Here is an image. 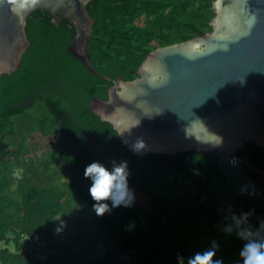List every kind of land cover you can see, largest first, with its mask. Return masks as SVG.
Masks as SVG:
<instances>
[{
    "label": "trees",
    "instance_id": "obj_1",
    "mask_svg": "<svg viewBox=\"0 0 264 264\" xmlns=\"http://www.w3.org/2000/svg\"><path fill=\"white\" fill-rule=\"evenodd\" d=\"M214 1H90L87 50L110 82L69 52L68 20L53 21L42 9L29 14V47L19 67L0 76V264H176L177 252L187 257L213 239L224 264H235L243 241L222 231L225 209H254L253 226L264 217V148L245 142L234 154L247 163L238 166L219 151L137 156L89 109L91 99L107 100L117 77L136 79L149 52L211 33ZM30 137L52 149L37 155ZM93 160L109 168L128 162L133 206L95 213L83 175ZM249 181L254 195L239 191ZM33 232L44 237L43 248L23 245Z\"/></svg>",
    "mask_w": 264,
    "mask_h": 264
},
{
    "label": "water",
    "instance_id": "obj_2",
    "mask_svg": "<svg viewBox=\"0 0 264 264\" xmlns=\"http://www.w3.org/2000/svg\"><path fill=\"white\" fill-rule=\"evenodd\" d=\"M90 1L40 0L23 22L6 4L0 5V76L19 67L20 58L29 47L27 18L33 10L42 9L49 12L53 21L66 19L73 25L75 34L69 52L90 73L110 82L95 71L87 50L95 24L86 8ZM215 3L216 0L211 33L147 54L146 58L169 73L161 87L147 89L139 66L136 79L124 81L117 77L112 81L107 100L91 99L89 109L109 122L118 134L115 120L126 124L139 120L130 132L119 135L132 154L173 155L192 149L233 153L248 141L264 148V0H220L219 8ZM252 16L255 22L251 27L245 23L241 29L246 34L234 32L230 40L220 38L235 17L247 21ZM193 41L204 46V54L190 60L185 52ZM199 119L223 137L220 146L212 147L196 139L205 135ZM137 138L145 142L139 152L132 147Z\"/></svg>",
    "mask_w": 264,
    "mask_h": 264
},
{
    "label": "clouds",
    "instance_id": "obj_3",
    "mask_svg": "<svg viewBox=\"0 0 264 264\" xmlns=\"http://www.w3.org/2000/svg\"><path fill=\"white\" fill-rule=\"evenodd\" d=\"M39 3L40 0H0V5L6 4L9 10L20 18L21 22ZM215 7H220V0H216ZM254 22L255 16L250 17L247 21H242L239 17H235L229 23L228 30L220 34V38L230 40L232 39L231 33L234 32L246 34L241 31L244 24L247 23L250 28ZM224 47L227 48V45ZM202 54H204V46L198 41L191 42L189 49L185 52V55L190 60H195ZM140 71L143 73L142 81L147 89H157L169 79V73L151 62L149 58H146L141 63ZM243 79L241 80L243 81ZM121 87H124L123 82H121ZM141 90L145 91L146 89ZM121 95H123V92H121ZM101 115L103 116L104 114L101 113ZM199 121L205 131V135L199 138L196 137V139L212 147L220 146L223 142V137L209 130L200 119ZM114 123L119 129V135H121L125 131L130 132L131 128L139 123V120L133 124H126L122 120H115ZM132 147L135 151L139 152L145 148V142L143 139L137 138ZM229 163L236 165L237 158L232 157ZM83 175L90 180L88 192L93 201H95L92 207L97 215H103L106 212H110L112 208L121 205L131 207L135 203L134 189L129 186L128 177L130 170L126 160H121L118 163L114 161L110 168L101 161L93 160L85 165ZM239 191L241 193L247 192L248 195H254L255 186L251 181L242 183ZM108 201L111 203L109 204ZM225 212L224 220L227 223L223 224L222 231L234 234L243 241L238 251L239 259L235 261V264H264V217H258V225L253 226L249 217L253 215L254 209L240 210L237 213L232 210V205L229 204ZM134 226V222H130L127 228L131 229ZM56 230L60 231L61 228L58 227ZM219 247L218 241L213 239L208 247L203 250L194 251L187 257L177 252L176 264H224V258L217 256Z\"/></svg>",
    "mask_w": 264,
    "mask_h": 264
},
{
    "label": "built area",
    "instance_id": "obj_4",
    "mask_svg": "<svg viewBox=\"0 0 264 264\" xmlns=\"http://www.w3.org/2000/svg\"><path fill=\"white\" fill-rule=\"evenodd\" d=\"M232 157L237 158V164L232 165L229 163L231 166H238L241 163H244V164L247 163L246 159L236 156L234 152L233 153L227 152L225 156H222L221 161H224V160L229 161ZM21 240H22L23 245H25L26 247L34 248V249H41L46 245V241L44 237L40 233H37V232H33L30 234H24Z\"/></svg>",
    "mask_w": 264,
    "mask_h": 264
},
{
    "label": "rangeland",
    "instance_id": "obj_5",
    "mask_svg": "<svg viewBox=\"0 0 264 264\" xmlns=\"http://www.w3.org/2000/svg\"><path fill=\"white\" fill-rule=\"evenodd\" d=\"M29 144H36V146H37V152H36L37 155H40V153L45 152V151H47L49 149H52V146L50 144H47V143L44 144L42 141H40L36 137H30L29 138ZM220 152L223 154V156H225L227 154L226 151H220ZM262 172L264 174V170ZM194 174H196V173H194ZM0 247H1V245H0ZM102 253H103V248L102 247H98L96 249V254L97 255H101Z\"/></svg>",
    "mask_w": 264,
    "mask_h": 264
},
{
    "label": "flooded vegetation",
    "instance_id": "obj_6",
    "mask_svg": "<svg viewBox=\"0 0 264 264\" xmlns=\"http://www.w3.org/2000/svg\"><path fill=\"white\" fill-rule=\"evenodd\" d=\"M89 4V3H88ZM86 8H87V6H86ZM52 19H54V18H52ZM59 20V19H58Z\"/></svg>",
    "mask_w": 264,
    "mask_h": 264
}]
</instances>
